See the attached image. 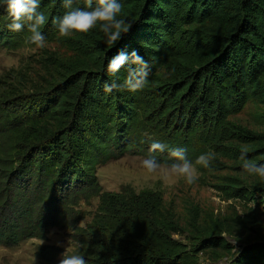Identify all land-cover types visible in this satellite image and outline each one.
I'll return each mask as SVG.
<instances>
[{"label": "trees", "instance_id": "1", "mask_svg": "<svg viewBox=\"0 0 264 264\" xmlns=\"http://www.w3.org/2000/svg\"><path fill=\"white\" fill-rule=\"evenodd\" d=\"M122 3L121 18L132 27L110 46L98 28L60 37L52 20L65 9L58 0H41L46 42L57 41L76 57L48 53L40 83L18 80L0 92V210L27 212L36 229H71L75 246L66 255L79 251L87 264H187L201 251L230 254L223 225L202 226L197 207L189 211L188 247L174 238L183 228L160 193L102 192L94 171L126 152L148 156L154 140L185 148L192 161L213 152L202 172L231 173L215 190L227 200L256 198L264 210V180L242 171L238 160L247 149L252 162L264 163V132L230 119L250 101L264 106V0ZM10 22L0 7V51L30 43L27 29L11 32ZM121 49L149 61V83L107 93L104 85L115 79L107 60ZM138 67H123L119 79ZM151 154L173 161L167 150ZM89 194L98 198L97 210L78 228L70 209ZM13 239L14 233L6 242ZM231 264H264V241L245 245Z\"/></svg>", "mask_w": 264, "mask_h": 264}, {"label": "rangeland", "instance_id": "2", "mask_svg": "<svg viewBox=\"0 0 264 264\" xmlns=\"http://www.w3.org/2000/svg\"><path fill=\"white\" fill-rule=\"evenodd\" d=\"M48 53L64 61H72L76 57L74 52L57 41H48L43 48L27 42L18 48H3L0 51V92L18 80L40 83L41 77L46 75L41 62ZM230 119L254 132H264V106L254 101H250L240 114ZM145 157L147 156L126 152L98 164L94 171L97 184L102 192L160 193L165 208L175 213L183 228V232L174 238L188 247L192 244V239L186 228L189 211L193 207L198 208L202 226L214 223L223 225L222 237L230 245L231 253L219 250L201 251L187 264H231L233 257L245 245L264 241V210L258 199L248 202L227 200L214 188L220 182V177L231 174L230 172L205 173L200 166H196L197 181L189 185L183 178L169 174L167 166L170 163L160 162V169L148 173L140 164ZM97 206L98 198L93 194H89L87 199L79 198L77 205H72L70 209L78 220L75 226L85 228L96 213ZM26 213L0 210V264H56L62 253L66 255L73 251L75 244L71 229L49 224L36 229L30 215ZM31 230L33 233L29 235ZM12 233L15 237L12 240L14 244L9 245L6 238Z\"/></svg>", "mask_w": 264, "mask_h": 264}, {"label": "clouds", "instance_id": "3", "mask_svg": "<svg viewBox=\"0 0 264 264\" xmlns=\"http://www.w3.org/2000/svg\"><path fill=\"white\" fill-rule=\"evenodd\" d=\"M65 9L64 13L52 20V24L60 37H69L74 33H87L98 28L104 34L105 43L110 46L120 41L126 35L132 25L126 19L121 18L122 0H84L83 6H77L79 0H58ZM10 23L7 28L11 32H22L25 29L30 33L29 42L39 48L46 44V37L41 31V26L47 22V16L41 10V0H0ZM128 65H136L138 68H129L128 75L121 81L119 73ZM106 71L115 79L104 85V90L111 93L114 90H127L136 92L144 89L148 83L152 70L149 61L145 60L137 51L128 52L121 49L114 56L108 58ZM168 151L172 163L167 166L169 174L179 176L191 185L197 181V168L208 169L215 160L213 152H204L192 161L187 156V150L183 147H170L168 144L154 140L149 145V155L140 161L148 173H154L161 168L160 161L151 153ZM238 160L241 162L242 171L250 176H256L264 180V163L252 162L247 149H242ZM59 264H87V261L79 251L65 255L61 254Z\"/></svg>", "mask_w": 264, "mask_h": 264}]
</instances>
